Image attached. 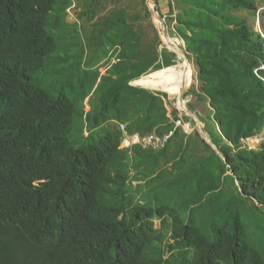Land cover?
I'll use <instances>...</instances> for the list:
<instances>
[{
  "label": "trees",
  "instance_id": "obj_1",
  "mask_svg": "<svg viewBox=\"0 0 264 264\" xmlns=\"http://www.w3.org/2000/svg\"><path fill=\"white\" fill-rule=\"evenodd\" d=\"M56 1L0 0V264H264L240 213L241 203L264 209V142L243 146L264 131V33L233 14L257 15L258 2L170 0L223 160L197 127L175 130L164 92L179 88L186 63L163 47L147 0H111L107 15L110 0L79 5L91 43L110 49L95 94H84L89 134L77 145L74 101L33 83L57 50ZM64 4L68 14L73 0ZM121 124L174 135L159 151L122 150Z\"/></svg>",
  "mask_w": 264,
  "mask_h": 264
},
{
  "label": "rangeland",
  "instance_id": "obj_2",
  "mask_svg": "<svg viewBox=\"0 0 264 264\" xmlns=\"http://www.w3.org/2000/svg\"><path fill=\"white\" fill-rule=\"evenodd\" d=\"M64 1L65 0L56 1L55 9L51 13L48 23V31L56 35L57 50L47 60L46 67L33 75V83L42 89L50 91L56 96L63 95L74 101L76 104V112L72 137L77 145H82L83 142L86 141L85 136L89 134L87 128L88 121L86 119L88 115L86 109L89 108H86L87 104L83 101V97L86 92L90 94L93 90L98 71V68L95 67L98 66L101 60L106 59L110 47H108L106 39L101 41V43H91L90 38H95L97 35L96 33L91 34L86 27L87 23L79 19V13L82 12V7L79 5L83 0H73L72 7L67 11L68 14L64 12ZM153 1L156 4V8L161 11L163 18L165 19L164 23L167 34L169 37L177 41L181 53L186 56V58L177 62L178 65L182 64L183 61L186 63V72L183 80L179 84V88L183 85L186 92L189 89L190 90L185 94V99H183L187 101V105L190 103V106L192 104L196 105V111L192 112H194L193 114L197 116L200 121L201 119L208 121L211 107L209 103L203 102L198 98V94L202 93V84L199 76L200 66L194 56L192 58L189 57L190 54L186 51L185 42L179 38L177 33L173 30V23L171 25L169 24L168 14L170 12V6L167 5V7H162L161 2L164 0ZM166 1L169 2L170 0ZM256 1L258 2L257 15L251 10H237L233 12V14L236 17L246 19L258 32L264 33V0ZM103 4L104 6L101 14L106 15L115 5L111 0L109 4L106 2H103ZM121 4L128 5V3L123 2ZM176 14L177 12L173 15L174 18L176 17ZM151 19L159 31L163 47L167 48L163 40L162 31L152 13ZM172 32L175 33V36L172 35ZM104 72L105 70H103L102 73ZM146 74L151 78V71H148ZM98 85L93 90L92 95L95 94ZM164 93L169 95L168 106L171 113L170 115H172V112H174L175 109H179L178 101L174 99L176 97H173L175 93L172 95V98L170 93ZM97 97L98 96L96 95V99ZM181 112L182 111L179 112L180 115H185L184 112ZM191 118L192 117L188 118V123L193 124L194 121L196 124V121L193 118L191 120ZM195 124H193V126L197 127L198 130V124ZM201 124L204 132L209 137L208 133L205 131L206 124L202 121ZM114 125V123L109 124V126ZM101 132L102 131H100V133ZM97 133H94V136L99 137ZM209 139L211 140L210 137ZM263 142L264 132L256 137V140L252 139L251 141L243 142V146L250 150H256L259 149ZM122 149H124L123 146ZM241 205H243L240 207L241 221L244 227L246 241L249 245L255 246V248L264 256V209L256 208L252 203H248L247 205L241 203ZM156 224L159 226L160 222L157 221Z\"/></svg>",
  "mask_w": 264,
  "mask_h": 264
},
{
  "label": "bare ground",
  "instance_id": "obj_3",
  "mask_svg": "<svg viewBox=\"0 0 264 264\" xmlns=\"http://www.w3.org/2000/svg\"><path fill=\"white\" fill-rule=\"evenodd\" d=\"M151 6L152 7H154L155 8V6H156V4L154 3V1L151 3ZM170 6V5H169ZM156 21H157V23H158V25H159V27H160V29H161V31H162V36H163V40H164V43H165V45H166V47L167 48H170L172 51H174V52H176L177 53V55H179L181 58H186L185 57V55L184 54H182L181 53V51H180V49H179V44L177 43V41L175 40V39H173V38H171V37H169V35L167 34V31H166V29H165V25H164V23L163 22H161L162 20H160V19H158V18H156ZM185 94H186V91H185V88L183 87V85H181L180 86V88H178V89H176V91H175V94H174V96L173 97H176V98H174L175 100H177L178 101V105H179V109H175L176 111H179L180 110V108H190V104L189 105H187V101L186 100H184L185 98H184V96H185ZM188 96V95H187ZM184 98V99H183ZM181 111V110H180ZM179 111V112H180ZM182 113H183V111H182ZM194 112H191V113H185V115H179V120L177 121V122H182L183 124H186V127H187V125H189L190 127H191V129H192V131L194 132V130H193V124L192 123H188V121H186V117H192L195 121L196 120H198L199 118L197 117V116H195L194 114H193ZM189 114V115H188ZM192 118H191V120H192ZM177 122H175V130H177L178 128L176 127V123ZM123 125H125V124H121V128H122V126ZM196 125H197V121H196ZM180 129H182L183 130V128L182 127H179ZM128 129V128H127ZM121 131H123V129H121ZM128 132V131H127ZM183 132H184V130H183ZM192 132V133H193ZM170 133H173V135H174V131L173 132H170ZM169 133V134H170ZM191 133V134H192ZM134 134H138V133H134ZM168 134V135H169ZM191 134H189V135H191ZM124 135V134H123ZM129 135V134H128ZM140 137H142L140 134H138ZM168 135H166V136H168ZM172 135V136H173ZM188 135V134H187ZM130 136H133V134L132 135H130ZM171 136V137H172ZM147 137V136H146ZM165 137V136H164ZM142 138H145V137H142ZM169 141V140H168ZM123 144V143H122ZM123 146V145H122ZM122 146H121V148H122ZM136 146H139V145H134V147H136ZM134 147L132 148V149H134ZM141 147V146H140ZM143 148V147H142ZM131 149V150H132ZM122 150H126V149H122ZM162 150V149H161ZM156 151V150H155ZM157 151H159V150H157Z\"/></svg>",
  "mask_w": 264,
  "mask_h": 264
},
{
  "label": "built area",
  "instance_id": "obj_4",
  "mask_svg": "<svg viewBox=\"0 0 264 264\" xmlns=\"http://www.w3.org/2000/svg\"><path fill=\"white\" fill-rule=\"evenodd\" d=\"M181 111H184V108H180ZM182 113V112H181ZM180 115V114H179ZM176 127H182L185 134H191L193 131L189 125L183 124L182 122H177ZM124 139H123V147L126 150H131L134 145H139L144 149L151 150H161L164 149L168 143V140L171 138L173 133H170L168 136L160 137L156 134L149 135L145 138L140 137L138 134H133V136L128 135V129L126 125L122 126Z\"/></svg>",
  "mask_w": 264,
  "mask_h": 264
},
{
  "label": "water",
  "instance_id": "obj_5",
  "mask_svg": "<svg viewBox=\"0 0 264 264\" xmlns=\"http://www.w3.org/2000/svg\"><path fill=\"white\" fill-rule=\"evenodd\" d=\"M153 2V0H147V5H148V7H149V9H150V11H151V13H152V15L155 17V19L156 18H158V19H160V20H162L161 22H163L164 23V21H165V19L163 18V15H162V13H161V11H159L157 8H156V6H155V8L154 7H152L151 6V3ZM162 3V7H167V5H170V1L168 2V1H166V0H164L163 2H161ZM169 3V4H168ZM164 25H165V23H164ZM165 29H166V26H165ZM167 50L169 51V52H172V53H174V54H176L177 55V53L176 52H174V51H172L170 48H167ZM186 57V56H185ZM177 60H182V59H180V57L177 55ZM132 84V83H131ZM133 85V84H132ZM143 89H144V87H143ZM184 113H191V111L189 110V108H184V111H183ZM189 115V114H188ZM197 121V124H198V132L200 133V135H201V137L215 150V151H217V153H218V155L219 156H221V158L223 159V160H226L225 159V157L217 150V147H216V145L208 138V136L206 135V133L204 132V129H203V126H202V124H201V121L198 119V120H196Z\"/></svg>",
  "mask_w": 264,
  "mask_h": 264
},
{
  "label": "crops",
  "instance_id": "obj_6",
  "mask_svg": "<svg viewBox=\"0 0 264 264\" xmlns=\"http://www.w3.org/2000/svg\"><path fill=\"white\" fill-rule=\"evenodd\" d=\"M143 88V87H142ZM144 89H146V88H144ZM146 90H148V91H150L149 89H146ZM171 96V95H170ZM171 98H172V96H171ZM89 108V109H86L87 111H89L90 110V107L87 105L86 106V108ZM264 132V131H263ZM260 136V135H259ZM258 137V136H257ZM253 139H255L256 140V137L255 138H253ZM252 139H248V140H245V141H251ZM245 141H243V142H245Z\"/></svg>",
  "mask_w": 264,
  "mask_h": 264
}]
</instances>
